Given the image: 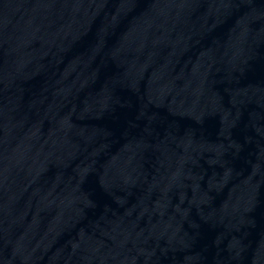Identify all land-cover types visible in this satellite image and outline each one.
Instances as JSON below:
<instances>
[{"label": "water", "instance_id": "obj_1", "mask_svg": "<svg viewBox=\"0 0 264 264\" xmlns=\"http://www.w3.org/2000/svg\"><path fill=\"white\" fill-rule=\"evenodd\" d=\"M46 264H264V0H101Z\"/></svg>", "mask_w": 264, "mask_h": 264}]
</instances>
